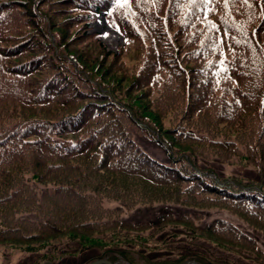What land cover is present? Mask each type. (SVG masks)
I'll return each instance as SVG.
<instances>
[{
	"label": "trees",
	"instance_id": "obj_1",
	"mask_svg": "<svg viewBox=\"0 0 264 264\" xmlns=\"http://www.w3.org/2000/svg\"><path fill=\"white\" fill-rule=\"evenodd\" d=\"M100 13L116 53L92 31ZM234 162L256 178L217 171ZM155 204L152 221L124 218ZM213 206L264 234V0H0L4 257L264 264L253 236L204 221Z\"/></svg>",
	"mask_w": 264,
	"mask_h": 264
},
{
	"label": "rangeland",
	"instance_id": "obj_2",
	"mask_svg": "<svg viewBox=\"0 0 264 264\" xmlns=\"http://www.w3.org/2000/svg\"><path fill=\"white\" fill-rule=\"evenodd\" d=\"M30 1V4L33 6L36 5L37 0H28ZM44 9V8H40ZM44 11H46L44 9ZM49 13H53L51 11H48ZM92 25V31H96L100 34V40L104 43L106 46V50L110 53H116L118 51V48L122 46L125 43V38L120 32L108 24L106 17L103 14H98L95 16V19L91 23ZM135 139L139 143V145L146 150L151 156H154L159 159H166V154L155 142L152 141L149 137L142 136V134H139L137 132H134ZM231 165H224V164H217V171L223 175L224 177H232L235 175H247L249 177H254L256 178V174L253 170L254 167L250 165L247 168L248 170H244L241 168L237 162L230 163ZM214 165V164H213ZM107 205L109 206H114L118 207L120 204L115 201H108L106 202ZM160 206L158 204H155L154 207H137L133 209L132 211H129L124 215L125 219H131V220H148L152 221L157 214V211H159ZM204 221L208 222L211 219H216V218H225L229 220L231 223L234 225L238 226L243 232L253 236L257 240V246L264 251V234L252 229L249 227L244 221L241 219L237 218L236 216L232 215L229 213L227 210L218 208L216 206L211 207L210 209H206L204 211ZM202 244V243H201ZM193 250L191 251H197V252H204L205 248L197 247L196 245L192 247ZM4 253H8L7 251H3ZM2 252V253H3ZM207 253H213L215 254L216 257L218 258H224L225 256V251H221L220 249H217L215 246H210V250H207ZM264 253V252H263ZM78 254V253H76ZM94 254V256H93ZM155 256H173L175 255L174 253H171V251H157ZM67 256V254L65 255ZM94 257H99V255H96L93 250H87L79 255H74V257L66 258V264H91L92 260ZM38 258V254H31V253H22V252H17L14 253L13 255H10L8 257H4L0 253V264H33L35 262V259ZM50 261H45L42 264H49ZM53 264V263H52ZM189 264H195L194 262H190Z\"/></svg>",
	"mask_w": 264,
	"mask_h": 264
},
{
	"label": "water",
	"instance_id": "obj_3",
	"mask_svg": "<svg viewBox=\"0 0 264 264\" xmlns=\"http://www.w3.org/2000/svg\"><path fill=\"white\" fill-rule=\"evenodd\" d=\"M91 264H115L103 257H94ZM49 264H52L49 262Z\"/></svg>",
	"mask_w": 264,
	"mask_h": 264
},
{
	"label": "snow or ice",
	"instance_id": "obj_4",
	"mask_svg": "<svg viewBox=\"0 0 264 264\" xmlns=\"http://www.w3.org/2000/svg\"><path fill=\"white\" fill-rule=\"evenodd\" d=\"M243 2L247 3L248 0H243ZM116 3L123 6V5H127L130 3V0H116Z\"/></svg>",
	"mask_w": 264,
	"mask_h": 264
}]
</instances>
